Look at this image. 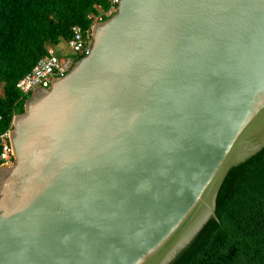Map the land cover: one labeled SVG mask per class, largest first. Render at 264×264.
I'll return each mask as SVG.
<instances>
[{"label":"water","instance_id":"1","mask_svg":"<svg viewBox=\"0 0 264 264\" xmlns=\"http://www.w3.org/2000/svg\"><path fill=\"white\" fill-rule=\"evenodd\" d=\"M9 140L0 264H211L264 226V0H119Z\"/></svg>","mask_w":264,"mask_h":264},{"label":"trees","instance_id":"2","mask_svg":"<svg viewBox=\"0 0 264 264\" xmlns=\"http://www.w3.org/2000/svg\"><path fill=\"white\" fill-rule=\"evenodd\" d=\"M96 5L107 7L105 0H0V131L22 112L29 96L16 89L19 78L46 54L47 46L68 39L71 26L88 29ZM211 264H264V226L240 235Z\"/></svg>","mask_w":264,"mask_h":264},{"label":"built area","instance_id":"3","mask_svg":"<svg viewBox=\"0 0 264 264\" xmlns=\"http://www.w3.org/2000/svg\"><path fill=\"white\" fill-rule=\"evenodd\" d=\"M107 7L102 9L96 5L97 15L93 16L92 24L109 17L116 8L119 0H105ZM82 30L80 26L74 25L70 28V37L63 40L70 50V54L61 51L55 46H47L46 54L40 56L31 69L16 82L15 87L23 96L30 94L34 88H47L52 78L66 74L75 61L89 52L91 45V26ZM59 51L60 54L56 53ZM2 116L0 114V121ZM10 125L0 131V164L11 165L14 160V150L9 140Z\"/></svg>","mask_w":264,"mask_h":264},{"label":"rangeland","instance_id":"4","mask_svg":"<svg viewBox=\"0 0 264 264\" xmlns=\"http://www.w3.org/2000/svg\"><path fill=\"white\" fill-rule=\"evenodd\" d=\"M107 17H105L104 19H106ZM57 48H60L61 51H64L68 54H70V50L69 48L66 46L65 42L62 40L58 43ZM56 53L60 54L59 51H56ZM2 94V84L0 83V96Z\"/></svg>","mask_w":264,"mask_h":264}]
</instances>
